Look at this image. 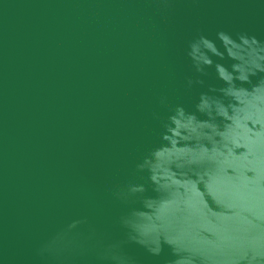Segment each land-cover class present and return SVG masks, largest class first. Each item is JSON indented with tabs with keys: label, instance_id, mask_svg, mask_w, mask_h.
I'll list each match as a JSON object with an SVG mask.
<instances>
[{
	"label": "water",
	"instance_id": "95a60500",
	"mask_svg": "<svg viewBox=\"0 0 264 264\" xmlns=\"http://www.w3.org/2000/svg\"><path fill=\"white\" fill-rule=\"evenodd\" d=\"M0 264H264V0H0Z\"/></svg>",
	"mask_w": 264,
	"mask_h": 264
}]
</instances>
